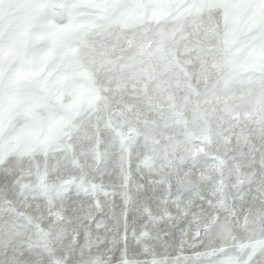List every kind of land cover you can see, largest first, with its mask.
Masks as SVG:
<instances>
[{
    "label": "snow or ice",
    "instance_id": "obj_1",
    "mask_svg": "<svg viewBox=\"0 0 264 264\" xmlns=\"http://www.w3.org/2000/svg\"><path fill=\"white\" fill-rule=\"evenodd\" d=\"M0 264H264V0H0Z\"/></svg>",
    "mask_w": 264,
    "mask_h": 264
}]
</instances>
